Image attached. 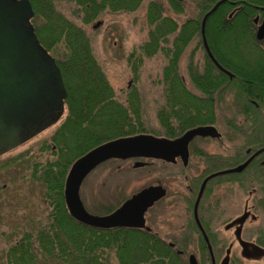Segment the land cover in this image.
Instances as JSON below:
<instances>
[{
    "label": "trees",
    "instance_id": "16d2710c",
    "mask_svg": "<svg viewBox=\"0 0 264 264\" xmlns=\"http://www.w3.org/2000/svg\"><path fill=\"white\" fill-rule=\"evenodd\" d=\"M143 1L30 0L34 11L31 20L34 31L62 74L67 90L64 100L66 114L61 117L50 137L41 141L36 154L27 150L0 164V171L21 164L30 168L31 181L43 188L41 200L45 210L42 215L31 218V224L19 233L1 232L7 239L2 250L5 264H187L177 253L179 243L174 235L167 240L145 228L91 227L73 218L65 203V179L72 163L80 156L99 144L120 137L143 133L174 137L179 130H184L193 122L189 111L193 102H202L193 98L182 83L178 66L173 62L176 55L170 50H166V54L172 61L164 68L165 104L156 109V125L145 124L147 122L142 119V107L136 91H128L124 102L117 99L104 69L94 55L85 26L101 20L107 14L134 12L142 6ZM66 4L72 5L73 12L67 14L62 8ZM168 5L175 12L184 11L180 3ZM214 5V2L197 0L194 3V18L186 19L181 28H191L199 33L203 16ZM230 9L229 4L222 3L206 20V36L215 54V44L219 43L216 40L217 31L226 34L225 37L235 45L238 42V29L247 30L250 26V20H240L237 13L228 18ZM165 12L164 5L157 0L147 3L146 16L150 28L148 42L138 45L127 57L134 80L138 78L142 58L152 57L161 50L159 29L177 27L173 18L165 15ZM207 69V81L202 83L189 68L195 85L203 90L205 86L210 87L213 91L220 87L219 90L226 92L229 110L264 108V80L249 78L247 73L229 64L226 69L232 73V77L214 72L212 64ZM210 102L207 100V103ZM178 108L180 113L176 112ZM108 161L98 165L92 172ZM125 197H119L115 204L98 205L93 208V214L111 213L121 201L128 198ZM210 224L201 223V226L204 231H208ZM195 229L199 233L198 249L205 263L208 243L194 223H185L180 247L186 253L190 252L188 238ZM208 240L215 251L219 246L216 238L209 237ZM232 264L242 263L234 260Z\"/></svg>",
    "mask_w": 264,
    "mask_h": 264
},
{
    "label": "flooded vegetation",
    "instance_id": "af4514ba",
    "mask_svg": "<svg viewBox=\"0 0 264 264\" xmlns=\"http://www.w3.org/2000/svg\"><path fill=\"white\" fill-rule=\"evenodd\" d=\"M149 1L154 0H147ZM157 1L162 4L180 3L183 6L187 2L193 4L197 2V0ZM204 1L214 4L227 3L231 6L228 18L237 13L240 20L249 19L251 23L247 30L238 29L237 44L225 43L230 49L229 47L225 49L220 43H216V54L208 43L206 32L204 31L202 35L201 23L199 33H195L191 28H181L185 20L180 23L171 16L177 27L159 29L161 48L159 52L164 60L163 81L164 68L172 61L166 54V50H170L176 55L173 62L178 66L182 83L193 98L202 101H194L193 107L189 109L193 122L187 128L179 130L174 137L160 136V138L177 141L190 130L200 129V131L188 140L186 147L185 144L176 142L171 159L157 157L115 159L133 164L139 161L144 163L142 167H151L155 162H161L169 168L166 172V180L171 181V190L165 182L144 187L161 186L165 194L145 211L143 228L151 230L146 223H194L204 240L205 236L207 239L216 238L219 246L214 251L210 243L207 244L208 256H205L204 263L202 253L198 249L197 230H193L188 238L190 252L186 253L185 249L180 247L184 239L185 224L179 227L174 234L175 240L179 243L177 253L186 260L187 264H190V255H194L197 264H232L234 260L242 264H264V108L229 110L226 92L219 90L220 87L215 91L206 86L204 90L201 89L195 85L189 70L191 67L194 77L202 83L207 81V67L211 64L215 68V71L211 70V72L224 73L208 55L204 46L205 38L211 54L222 68L226 69L229 64L240 68L244 74L248 71L264 72V42L256 43V41H264V38L261 40L256 38L257 30L264 20V0ZM169 9L171 10L170 7ZM171 11L176 16L184 13V11L183 13ZM146 32V40L140 45L148 42L150 29ZM131 53L132 51L129 54ZM233 56L238 60L234 61L231 58ZM144 58L147 57H143L142 60ZM182 64L185 69L183 73L180 69ZM245 68L248 69L245 70L246 72ZM133 81L134 77L129 81L128 87ZM207 100L211 102L207 103ZM229 111L233 112L231 116ZM64 112L65 105L62 116ZM176 112L180 113L181 110L178 108ZM246 162L247 165L242 168ZM236 168L240 170L228 172ZM131 196L121 201L116 209ZM169 202H172L173 206L171 216L165 214ZM154 207H157V210H154ZM150 213L151 215L147 217ZM198 223L211 224L208 226V231H204L203 228L200 229Z\"/></svg>",
    "mask_w": 264,
    "mask_h": 264
},
{
    "label": "water",
    "instance_id": "95a60500",
    "mask_svg": "<svg viewBox=\"0 0 264 264\" xmlns=\"http://www.w3.org/2000/svg\"><path fill=\"white\" fill-rule=\"evenodd\" d=\"M219 5L220 2L216 3L203 16L202 35L208 16ZM33 17L30 0H0V156L34 138L58 122L63 114L67 90L60 68L39 42L31 22ZM100 25L101 21H97L92 27ZM256 38H264V20ZM204 46L214 64L232 77V73L222 68L213 57L205 38ZM198 131L200 129L190 130L177 141L143 133L112 139L92 148L76 159L67 173L64 197L69 213L77 221L95 228H143L145 211L165 194L161 186L146 187L111 213L95 215L86 210L80 198L83 181L98 165L110 159H171L176 142L186 147L188 140ZM143 165L139 161L133 164L135 168ZM198 225L202 229L200 223ZM205 240L209 245L206 236ZM189 263L197 264L194 255H190Z\"/></svg>",
    "mask_w": 264,
    "mask_h": 264
},
{
    "label": "rangeland",
    "instance_id": "374dc122",
    "mask_svg": "<svg viewBox=\"0 0 264 264\" xmlns=\"http://www.w3.org/2000/svg\"><path fill=\"white\" fill-rule=\"evenodd\" d=\"M147 3V0H144L142 6L134 12L107 14L98 20L101 21V25L97 28L92 27L97 21L85 27L91 38L94 55L104 69L117 99L124 102L128 91H136L142 107V119L147 122L145 124L156 125V109L165 104L162 79L164 60L160 52L152 57L144 58L137 80H134L128 87L129 81L133 79L134 75L127 62V57L134 48L146 40V31L150 29L146 16ZM163 5L166 9L165 15L174 17L180 23L195 15L193 3L187 2L184 5V13L179 16L174 15L167 3H163ZM62 8L67 14L73 12L70 4H66ZM225 35L217 31L216 40L225 49L228 47L230 49V46L227 47L226 44L231 45V41ZM231 58L234 61L238 60L234 56ZM180 69L183 73L185 70L183 64ZM238 69L241 71L240 68ZM245 70L248 69L245 68ZM252 72L248 71L249 78L264 79V72ZM229 113V116L233 114L231 111ZM59 123L60 121L17 149L1 156L0 164L27 150L36 154L41 141L48 139ZM42 158L40 157V159ZM168 170L169 168L162 165L161 162H155V165L151 167L135 168L132 162L111 159L86 177L80 187V198L86 210L93 214V208L98 205L115 204L119 197L125 195L129 197L149 184L165 182L168 189L171 190V181L166 180ZM30 171V168L25 164L14 165L0 171V264H5L2 250L7 240L1 232L19 233L31 224V218L38 217L45 211L41 200L43 188L31 181ZM169 203L165 208L167 216L173 215L172 202ZM154 210H157V207H154ZM150 215L151 213L147 217ZM183 224L185 223H146L151 227V231L167 240L170 239L169 236L176 234V230Z\"/></svg>",
    "mask_w": 264,
    "mask_h": 264
}]
</instances>
